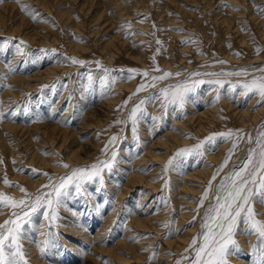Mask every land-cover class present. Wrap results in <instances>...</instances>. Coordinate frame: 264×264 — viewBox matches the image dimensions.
I'll return each mask as SVG.
<instances>
[{
	"label": "rangeland",
	"instance_id": "1",
	"mask_svg": "<svg viewBox=\"0 0 264 264\" xmlns=\"http://www.w3.org/2000/svg\"><path fill=\"white\" fill-rule=\"evenodd\" d=\"M0 15V193L31 203L50 181L111 162L102 184H69L55 221L46 207L31 214L28 264H194L219 185L253 151L259 161L264 99L243 85L264 78V0H0ZM182 84L195 85L183 105L166 104L163 91ZM202 142L200 155H178ZM261 200L252 207L264 222ZM13 211L0 205V224ZM232 239L228 264H264L246 218Z\"/></svg>",
	"mask_w": 264,
	"mask_h": 264
},
{
	"label": "snow or ice",
	"instance_id": "2",
	"mask_svg": "<svg viewBox=\"0 0 264 264\" xmlns=\"http://www.w3.org/2000/svg\"><path fill=\"white\" fill-rule=\"evenodd\" d=\"M72 62L82 63V61L75 59ZM156 71H159V69H156ZM143 75L147 76L148 73L144 72ZM169 75H172V73H164L161 76L153 77V79L162 80ZM89 81H91V77H89ZM199 83H203V81H198L197 84ZM215 83L222 85L221 81H215ZM145 87L146 85L141 84L138 91L143 90ZM194 87L195 85L192 88L188 87L187 84L178 85L171 93L165 89L163 96L166 104L179 102L182 106L185 94L194 90ZM243 87L246 92H258L261 98L264 99V78L253 79L251 83L244 84ZM131 116L135 120L136 111H133ZM216 135L231 136L232 133L213 134V136L206 138V140L214 143ZM115 140L116 137H113L112 141ZM202 146L203 142L196 145L194 149H182L178 155L181 153L188 154L193 151H196V154L200 155L199 149ZM256 155L257 153L254 151L250 153L249 159L240 171L233 173L230 177H226L225 182L219 185V192L215 196L216 205L210 209L206 222L202 225L206 229L203 235L204 243L202 247L196 249L194 264H228L226 260L228 246L235 243L232 239L233 233L238 220L242 217L246 218L250 227L260 237L264 238V222L256 218L252 207L253 195H260L262 197L261 202L264 203V132L261 133L259 141V161L253 166ZM110 163V161H98V163L91 165L90 168H77L70 176L61 177L58 184H52L50 181L49 185H45L44 187H48L51 190L39 193L31 200V203H28L24 199L16 200L4 193H0V205L11 207L12 209H21L20 212L13 211L11 217L0 224V264H28L20 240L23 235L24 225L32 222L31 214L37 212L42 207H46L51 212V215L45 212V218L50 222L55 221L61 197L67 194L66 189L69 184H75L77 191L80 190V183H77V181L83 182L85 178L92 180L99 177L102 184L103 178L101 172L105 167H110ZM169 164H171V161H169ZM250 167L251 170H249ZM213 179H215V176ZM4 182L9 184L7 179ZM211 187L210 183L208 185L209 191ZM21 191H24L27 195L26 189L21 188ZM207 195L206 191L203 199H206ZM202 204L203 200L201 201ZM44 243L46 244L47 241ZM195 244L196 238L193 239V245ZM41 251H43V248Z\"/></svg>",
	"mask_w": 264,
	"mask_h": 264
},
{
	"label": "bare ground",
	"instance_id": "3",
	"mask_svg": "<svg viewBox=\"0 0 264 264\" xmlns=\"http://www.w3.org/2000/svg\"><path fill=\"white\" fill-rule=\"evenodd\" d=\"M105 2V1H104ZM106 4H107V2H106ZM4 5V4H3ZM9 5V4H8ZM2 6V5H1ZM3 7V6H2ZM5 8V7H4ZM70 8V7H69ZM8 9H9V7H8ZM2 11V10H1ZM3 14H5L4 12H3ZM1 16V15H0ZM116 18V17H115ZM114 25V24H113ZM112 26V25H111ZM114 37H116V35L114 36ZM113 38V37H112ZM116 40H117V37L115 38ZM115 39H112L109 43H108V45H116V44H114V42H115ZM124 44H126V42L124 43ZM123 45V44H122ZM130 46V45H129ZM110 47V46H109ZM116 47H117V45H116ZM125 47V46H124ZM112 49V48H111ZM140 49V48H139ZM112 53H114V52H112ZM28 82V81H27ZM8 93V92H7ZM208 113V112H207ZM200 114L199 115V119H200V121H202V119H203V117L206 115H209V114ZM210 116V115H209ZM215 116V115H214ZM243 116H245V113H244V115ZM193 120V119H192ZM207 120V119H206ZM211 121V120H210ZM84 125H86V127L85 128H87V124H83V126ZM89 125V124H88ZM82 126V127H83ZM56 126H55V128H53V133H55L56 132ZM5 129H17V127H15V126H13V125H6L5 126ZM32 129V128H31ZM4 130V129H3ZM2 128L0 129V140H2L3 141V143H2V145L4 146V148L6 149V150H9V147H8V144L6 143L7 141H5L6 140V138L4 139V135L2 134ZM35 131H36V129H34ZM13 131V130H12ZM16 131V130H15ZM29 131V130H28ZM62 132H63V135H64V138L65 139H68L69 140V138H71V137H73V135H75L74 133L75 132H72V131H69L68 129H64V130H62ZM176 133V132H175ZM60 135V134H59ZM18 139V138H17ZM65 139H63V142H66V141H64ZM39 147H41V146H39ZM11 149H12V147H11ZM39 149V148H38ZM34 153H35V151H33ZM42 155V154H41ZM45 156V155H44ZM43 156V158L41 159V162L43 163V164H48V163H51L50 161H49V159L48 158H50L48 155H47V153H46V156L44 157ZM48 156V157H47ZM82 159V161L84 160L83 158H81ZM81 161V160H80ZM137 163V161H134V163ZM135 163V164H136ZM123 164V163H122ZM197 172V171H196ZM196 172H194L195 174H196ZM194 173L193 174H190L189 175V177L187 178L186 177V180H185V183H183V188H182V192L184 191V190H191V188H189L188 186V183H189V181H190V179L192 178H194V180H195V175H194ZM199 174V173H198ZM137 176V175H136ZM198 177H200V176H198ZM183 178V177H182ZM192 186V185H191ZM69 210V209H68ZM6 215V214H5ZM110 215V214H109ZM131 218H132V221H133V223H135V224H137V226H139V227H141V228H147L148 227V220L150 219H148V218H146V219H144V218H137V217H134V215H131L130 216ZM134 217V218H133ZM107 220H110V219H107ZM130 230V229H129ZM128 231V230H127ZM81 235V234H80ZM246 243H247V245H251V242L249 243V240L248 239H246V241H245ZM178 243V242H177ZM139 246V245H138ZM136 247V246H135ZM163 248V247H162ZM247 249H249L250 251L252 250L250 247H248ZM160 252H162V249H161V251ZM263 256V255H262ZM253 259V258H252Z\"/></svg>",
	"mask_w": 264,
	"mask_h": 264
}]
</instances>
